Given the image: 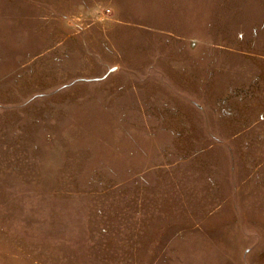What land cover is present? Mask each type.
I'll list each match as a JSON object with an SVG mask.
<instances>
[{
    "label": "rangeland",
    "instance_id": "1",
    "mask_svg": "<svg viewBox=\"0 0 264 264\" xmlns=\"http://www.w3.org/2000/svg\"><path fill=\"white\" fill-rule=\"evenodd\" d=\"M0 264H264V0H0Z\"/></svg>",
    "mask_w": 264,
    "mask_h": 264
}]
</instances>
